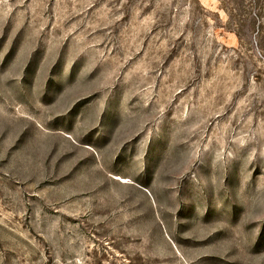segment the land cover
I'll list each match as a JSON object with an SVG mask.
<instances>
[{"label": "rangeland", "instance_id": "obj_1", "mask_svg": "<svg viewBox=\"0 0 264 264\" xmlns=\"http://www.w3.org/2000/svg\"><path fill=\"white\" fill-rule=\"evenodd\" d=\"M0 264H264V0H0Z\"/></svg>", "mask_w": 264, "mask_h": 264}]
</instances>
